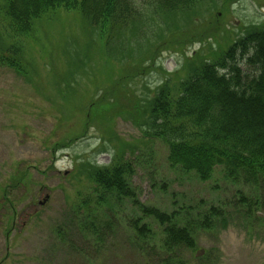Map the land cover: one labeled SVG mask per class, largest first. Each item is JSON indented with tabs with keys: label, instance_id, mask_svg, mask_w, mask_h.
I'll return each mask as SVG.
<instances>
[{
	"label": "rangeland",
	"instance_id": "374dc122",
	"mask_svg": "<svg viewBox=\"0 0 264 264\" xmlns=\"http://www.w3.org/2000/svg\"><path fill=\"white\" fill-rule=\"evenodd\" d=\"M130 1L142 19L119 58L79 12L35 22L32 37L12 34L0 18V59L17 58L27 73L0 63V264H164L167 226L143 208L193 227L195 248L178 252L183 264H264L263 194L222 167L207 182L173 169L168 145L140 112L168 79L175 87L186 78L190 58L218 56L248 27L264 26V0H208L173 15L158 0ZM115 160L132 166L139 205L72 177L83 162Z\"/></svg>",
	"mask_w": 264,
	"mask_h": 264
},
{
	"label": "trees",
	"instance_id": "16d2710c",
	"mask_svg": "<svg viewBox=\"0 0 264 264\" xmlns=\"http://www.w3.org/2000/svg\"><path fill=\"white\" fill-rule=\"evenodd\" d=\"M158 1L160 11L173 15L178 11L189 13L208 0ZM58 11L79 12L86 25L93 27L91 32L100 30L106 37L105 49L120 52L109 50L110 58H119L129 51L120 50L119 46L122 42L124 45L125 33L134 34L142 19L141 14L132 12L130 0H0V18L8 20L9 29L16 36L32 37L35 22ZM195 33L188 31L185 39L193 38ZM11 51L22 59L19 48L12 47ZM131 60L134 62V58ZM0 63L27 77L17 58L2 57ZM184 70L186 78L182 82L172 87L168 79L142 107L140 112L146 118L150 135L168 145V162L173 169L194 173L207 182L215 169L222 167L228 180L251 186L259 197L260 193L264 197V26L248 27L242 37L226 49L221 48L218 56H193ZM121 92V96L126 95V88ZM90 120L87 121L91 123ZM132 173V166L125 162L123 165L120 160L108 167L87 161L78 166L72 177H85L97 190L116 192L118 197L131 198L139 205L127 181ZM142 212L167 226L164 264H183L178 252L195 248L193 227L174 225L175 214L152 208H143ZM211 212L221 214L216 209ZM209 220L207 217L203 224L209 227ZM138 230L148 233L147 225Z\"/></svg>",
	"mask_w": 264,
	"mask_h": 264
},
{
	"label": "water",
	"instance_id": "95a60500",
	"mask_svg": "<svg viewBox=\"0 0 264 264\" xmlns=\"http://www.w3.org/2000/svg\"><path fill=\"white\" fill-rule=\"evenodd\" d=\"M47 202V199L45 200V202L41 203V205H44Z\"/></svg>",
	"mask_w": 264,
	"mask_h": 264
}]
</instances>
